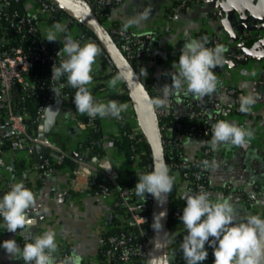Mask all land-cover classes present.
<instances>
[{
  "label": "crops",
  "instance_id": "0c3cea01",
  "mask_svg": "<svg viewBox=\"0 0 264 264\" xmlns=\"http://www.w3.org/2000/svg\"><path fill=\"white\" fill-rule=\"evenodd\" d=\"M176 1L122 0L110 9L105 25H123L128 19L147 13L145 19L128 29L140 35H153L149 54L139 67V75L153 100L161 96L160 90L165 84H171L170 73L175 71L173 62L178 61L186 39L218 36L226 47L243 48L249 52V57L242 62L226 59L217 73L219 82L216 90L203 98L209 113L213 114L216 100L227 104L234 102L228 94L230 88L237 90L239 99L249 93L256 97V103L248 112L232 114L226 118L253 132L251 137L246 138L245 144L220 143L213 147L211 140L208 142L212 149L208 178L212 189L211 198H230L238 209V220L249 214L264 217V0H198L185 11L171 14V7ZM25 6L30 14L36 13L34 2L30 1ZM56 22L66 26V31L58 33L55 40L58 52L63 47L65 37L78 40L82 45L94 43L78 39L76 34L86 27L84 23L76 25L67 19H42L39 28L45 44L51 42L45 37ZM92 75L89 88L97 101L107 103L115 99L126 107L119 118L98 116L100 156L93 157L90 160L91 167H83L81 173H77L75 158L80 156V146L90 136L86 114L79 113L68 101H63L57 123L48 140L71 157L61 159L54 149L51 150L45 158H51L55 170L45 172L39 170L40 162L35 161L30 154V147L19 151L10 148L14 131L8 117L0 109V148L5 151V163L0 167V195L7 192L13 183L21 181L36 195V202L27 210L26 224L20 228L19 233H9L0 226V241L14 238L22 248L24 240L31 241L36 235L55 229L57 264L64 259V253L79 254L82 257L81 264H115L104 254L107 248L106 237L121 230H130L132 221L118 206L116 195L96 194L91 179L99 174V164H103L111 170L112 178L119 187L135 190L139 175L148 172L145 164L132 158L130 146L127 147L125 141L130 131L142 125L128 87L119 72L111 71L98 55ZM116 76L120 80L115 87H110L108 82ZM186 94L185 91L176 92L169 96L165 106L156 108L182 120L189 110ZM27 120L31 134L41 137L44 119L39 124H34L31 116ZM168 132L174 133L171 129ZM206 144L202 136L189 137L183 145L184 154L190 161H195ZM86 153L88 156L89 152ZM95 158L99 163H94ZM8 165L12 166V171H8ZM170 175L175 178L171 191V207L174 208L181 201L185 202L186 194L194 193L189 190L188 181L180 172L171 171ZM185 232L182 222L171 217L164 264H185L180 247ZM260 240L264 244V237H260ZM213 260L209 248V256L204 264H213ZM0 264L24 262L0 249Z\"/></svg>",
  "mask_w": 264,
  "mask_h": 264
},
{
  "label": "built area",
  "instance_id": "2783aa9c",
  "mask_svg": "<svg viewBox=\"0 0 264 264\" xmlns=\"http://www.w3.org/2000/svg\"><path fill=\"white\" fill-rule=\"evenodd\" d=\"M12 1L19 0H4L2 5H9ZM30 1L36 4L35 14L27 12V15H19L15 13L11 19L14 27L23 38L28 37L32 39L31 45L27 48L15 46L10 49H3L2 46L3 42H5V38L2 36L0 40V109H2L8 117L14 131L13 140L10 145L12 150L19 151L32 145L46 144L51 150L54 149L61 159L65 160L71 157L69 153L51 145L49 140L31 134L27 120L29 115L25 111V108L17 107V104L13 101L12 91L16 84L21 85L22 89L26 92L30 90L33 91L34 94L41 90L40 93H42V95L37 94L41 101L39 102L36 115L32 118L34 124H39L43 121L46 106L58 98L63 99V101H68L76 110L73 100L76 92L70 90L66 74L60 80H51L52 67L55 63L59 66L61 57L57 55L58 52L52 50L56 49L57 43L55 41L45 44L43 41L39 40V22L42 19L51 20L57 15L59 19H67L72 24L81 25L83 22L71 11L52 0H25V5ZM87 1L92 5L93 9H97V11L94 12L99 17H107L110 9L122 2V0ZM196 1L198 0H177L171 7V14L185 11ZM106 27L125 56L140 67L141 61L149 54L153 35H140L130 29L124 30L122 24H112ZM76 35L79 40L93 41L99 48L98 56L100 61L106 64L111 71H117L113 60L103 49L95 35L89 34L85 27ZM207 40L208 47H214L216 44L224 45L223 40L218 36H212L207 38ZM226 49L224 53L225 60L232 59L242 62L249 57V52L243 48L232 49L226 47ZM40 61L47 62L49 72L42 79L28 78V73L31 71L32 67L36 62ZM219 68L220 66H217L214 69L216 76ZM61 84H63L64 87L60 88L59 95L56 96L52 88H59ZM228 94L233 97L234 102L227 104L221 100H216L213 104L214 112L210 114L208 106L203 99H197L192 94L188 93L185 95V100L189 105L188 113L184 119L178 120L174 125L178 132L170 134L168 131L171 128L168 127L167 122L161 123L166 157L169 155L171 158V161L168 162L169 171L180 172L188 181V188L193 193L205 190L212 194L208 178V168L212 162V149L208 144L211 140L212 125L219 120H226V118L232 114L243 113L239 111L240 99L237 90L230 88L228 89ZM27 96H30V93H28ZM24 99L25 97H23L21 101H24ZM157 112L161 122V117L165 112L161 109H157ZM87 117L86 125L90 129V133L99 132L98 116L90 118L87 115ZM128 135L132 140V158L140 160V147L137 144L143 139L146 140L143 126L139 125L138 128L130 131ZM194 136H202L206 139L207 144L202 149L198 159L190 161L184 154L183 145L187 138ZM92 143H101V141L100 139L93 140ZM175 149L181 150L179 161L173 158L172 154ZM0 161H2V164H0L1 167L5 163V151L3 148H0ZM75 161L78 164L77 173H81L85 166L91 167L90 160L85 156L80 155L75 158ZM205 162H207V167H205ZM99 165H101V167L98 168L99 174H95L91 179V182L92 180L97 182L96 194L106 196L112 194L116 195L118 206L132 221L130 230H121L117 233L109 234L106 237L107 248L104 254L110 257L115 264H150V249L154 229L152 225L155 197L151 194H146V198H141L136 195L135 190L119 187L112 178L111 170L103 164ZM145 167L148 172L153 170L152 158L151 161L145 163ZM38 168L40 171L52 172L55 170V164L51 158L47 157L42 162L38 163ZM184 205L185 202L181 201L178 205L174 206V208L171 207V217L179 220ZM0 219L2 221V218ZM19 231L20 228L15 233L8 232L17 234ZM26 242H29V240H24L23 245ZM66 256H68V254L64 253V258Z\"/></svg>",
  "mask_w": 264,
  "mask_h": 264
},
{
  "label": "clouds",
  "instance_id": "9594fccd",
  "mask_svg": "<svg viewBox=\"0 0 264 264\" xmlns=\"http://www.w3.org/2000/svg\"><path fill=\"white\" fill-rule=\"evenodd\" d=\"M146 16L147 13H142L128 19L124 22L123 29L139 24ZM65 31L66 26L56 22L47 31L45 39L55 41L57 34ZM187 35L185 32V36ZM207 45L206 37L184 41L178 61L173 62L175 71L170 73L172 82L163 86L161 96L151 102L153 105L165 106L169 96L179 91L203 99L216 90L219 81L214 69L225 62L224 53L227 49L223 44H216L214 47ZM98 54L99 48L94 43L82 45L78 40L65 37L63 47L57 53L61 62L59 66L56 63L53 65L51 80H60L66 74L68 85L77 89L73 100L79 113L87 114L90 118H119L126 105L115 99L108 100L107 103L99 102L88 88L93 80V64ZM119 80V76L113 77L108 82L109 86L115 87ZM63 87L61 84L59 88L52 90L58 96ZM255 103L256 97L253 94L242 95L239 111L248 112ZM211 133L213 147L220 143L243 145L246 138L253 135L250 129L227 120L215 122ZM12 170V166L8 165V171ZM174 179L167 167L156 166L151 172L139 175L135 184L136 195L146 198V194H151L159 199L162 194L172 191ZM211 197L212 194L205 190L185 195V205L179 216L186 230L180 245L185 264H204L209 256V248L214 257L213 264H261L264 260V244L260 240V237H264V217L249 214L238 220V209L230 198ZM35 202V193L22 181L13 183L7 192L0 195V226L15 233L26 224L27 210ZM164 216L166 212L162 211L155 217L153 228H162L161 218ZM0 249L13 258L22 259L24 264H57L55 254L58 243L55 229L36 235L31 241L24 243L22 248L16 239H5L0 241ZM81 261L82 257L73 253L66 256L60 264H81Z\"/></svg>",
  "mask_w": 264,
  "mask_h": 264
},
{
  "label": "water",
  "instance_id": "95a60500",
  "mask_svg": "<svg viewBox=\"0 0 264 264\" xmlns=\"http://www.w3.org/2000/svg\"><path fill=\"white\" fill-rule=\"evenodd\" d=\"M52 1L71 11L87 27H89L100 42L103 49L111 57L136 105L138 115L140 116L144 128L146 141L151 150L153 168L156 166L168 168L163 143V132L157 108L151 103L153 98L132 62L125 56L106 25L94 12L92 5L87 0ZM62 104L63 99L58 98L46 106L43 134L41 136L42 139L48 140L50 137L57 123V118ZM50 151V147L46 144L32 145L29 148L30 154L34 156L35 161L37 162L43 161L45 156L50 154ZM94 160L95 164L99 163L97 158ZM159 199L155 198L153 223L155 217L159 215L160 212H166V216L161 218L162 228L159 230L155 228L153 229V239L150 249V264H164L165 243L171 218V192L162 194ZM261 264H264V260L261 261Z\"/></svg>",
  "mask_w": 264,
  "mask_h": 264
},
{
  "label": "trees",
  "instance_id": "16d2710c",
  "mask_svg": "<svg viewBox=\"0 0 264 264\" xmlns=\"http://www.w3.org/2000/svg\"><path fill=\"white\" fill-rule=\"evenodd\" d=\"M4 0H0V36L5 38V42H3V49H10L15 46H23L25 48L29 47L31 45L32 39L26 37L23 38V36L16 30V28L13 25L11 17L13 14L18 13L19 15H27V9L25 6V0H19V1H12L9 5H2ZM94 11L96 12L97 9L94 8ZM60 15V14H59ZM101 21L105 23L106 17H100ZM59 20V16L52 18V21ZM86 31L89 34L94 35L92 30L89 27H85ZM39 40L42 41L41 34L39 36ZM2 43V42H1ZM52 49V48H51ZM53 51L58 52V46H56V49H52ZM132 64L134 65L136 71L140 74L141 70L139 69V66L136 65L134 61H132ZM49 72V68L46 61H40L36 62L35 65L32 67L31 71L28 73V78L30 79H42L46 76V74ZM70 90L73 92H76L77 89L69 85ZM41 90L37 91L35 94L33 91H25L22 89L21 85L16 84L12 91V97L13 101L17 104L18 108H25V111L29 116L32 118L36 115L38 110L39 102L41 101L40 97H38L37 94L40 93ZM30 93V96H27V94ZM33 93V94H32ZM93 95V94H92ZM25 97L24 101H21ZM87 114L85 117V121L87 122ZM178 120L171 114L165 113L161 117V123L167 122L168 127L171 128V130L176 133L178 132L174 125ZM92 132V131H91ZM100 139V133L99 132H92L90 133L89 138L82 143V146L79 149V154L82 156H85L87 159L91 160L93 157L100 156V143L93 144V140H99ZM125 141L127 142V147L130 146L132 140L130 138H125ZM119 143V142H117ZM120 144V143H119ZM121 145V144H120ZM140 148V162L145 164L149 161H151V150L149 147V144L145 139L140 141L137 144ZM89 152L88 156L86 155ZM181 153L180 149H175L173 151V158L176 161H179V155ZM171 158L169 155L167 156V162H170ZM95 180H92L91 184L92 187L95 189L97 188V182H94Z\"/></svg>",
  "mask_w": 264,
  "mask_h": 264
}]
</instances>
